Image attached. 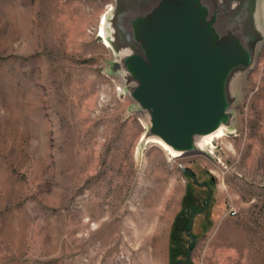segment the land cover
<instances>
[{
    "label": "rangeland",
    "instance_id": "rangeland-1",
    "mask_svg": "<svg viewBox=\"0 0 264 264\" xmlns=\"http://www.w3.org/2000/svg\"><path fill=\"white\" fill-rule=\"evenodd\" d=\"M111 6L0 0V264H264V41L227 136L176 160L129 95Z\"/></svg>",
    "mask_w": 264,
    "mask_h": 264
},
{
    "label": "water",
    "instance_id": "water-1",
    "mask_svg": "<svg viewBox=\"0 0 264 264\" xmlns=\"http://www.w3.org/2000/svg\"><path fill=\"white\" fill-rule=\"evenodd\" d=\"M114 2L111 12L128 31L117 46L131 51L122 59L129 95L148 113L151 138L176 160L199 153L201 138L230 130L233 81L255 64L264 41L257 31L264 0ZM106 40L111 47L107 30Z\"/></svg>",
    "mask_w": 264,
    "mask_h": 264
},
{
    "label": "bare ground",
    "instance_id": "bare-ground-1",
    "mask_svg": "<svg viewBox=\"0 0 264 264\" xmlns=\"http://www.w3.org/2000/svg\"><path fill=\"white\" fill-rule=\"evenodd\" d=\"M113 10V7H110V11ZM106 18L107 15L104 16V19L102 21V24L100 26V37L103 38V44H105L106 47H110L108 41L106 40ZM229 132V130L225 127L222 126L218 131H216L215 133L203 137L200 139V141H198L197 146L200 150V154H204V152L208 153L209 155H212L214 153V140H218V139H222L224 137L227 136V133ZM151 143L155 144L156 146L160 147L161 149H163L164 151L168 152V154L170 156H172V158H176L178 157V153L175 152L171 147H169L167 144H165L161 139L155 137L153 138L151 141Z\"/></svg>",
    "mask_w": 264,
    "mask_h": 264
},
{
    "label": "built area",
    "instance_id": "built-area-1",
    "mask_svg": "<svg viewBox=\"0 0 264 264\" xmlns=\"http://www.w3.org/2000/svg\"><path fill=\"white\" fill-rule=\"evenodd\" d=\"M237 213L235 212V211H233V213H232V215L234 216V215H236Z\"/></svg>",
    "mask_w": 264,
    "mask_h": 264
}]
</instances>
